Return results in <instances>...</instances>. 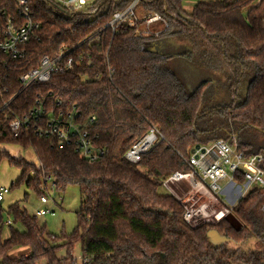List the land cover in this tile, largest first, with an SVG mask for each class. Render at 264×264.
Here are the masks:
<instances>
[{
    "label": "trees",
    "instance_id": "trees-1",
    "mask_svg": "<svg viewBox=\"0 0 264 264\" xmlns=\"http://www.w3.org/2000/svg\"><path fill=\"white\" fill-rule=\"evenodd\" d=\"M184 1L146 4L163 14L181 15L160 38L186 45L173 54L154 52L160 39L141 37L128 26L115 32L104 28L114 9L90 15L70 12L53 0H28L31 17L39 24L28 53L0 65V78L8 94L15 95L13 109L28 112L44 96L54 111H74L104 154L91 161L74 143L41 137L33 126L15 136L7 110L0 111V165L7 160L21 169L15 184H26L39 195L48 181L58 192L74 184L82 196L77 226L61 235L49 232L14 202L7 212L23 229L11 225L5 238L0 202V264H264V187L252 189L234 206L240 230L225 219L192 224L183 216L182 201L161 191L174 172L190 169L188 160L197 145L235 136L241 150L264 156V146L254 150L242 136L247 126L264 133V0H198L190 13L183 10ZM128 2H114L115 9ZM3 11L21 16L16 0H0V21ZM62 46L84 59L72 70L19 91L20 75L43 57L56 56ZM175 55L214 71L216 82L204 80L188 92L177 73L164 66ZM222 90L228 91L227 102ZM56 98L62 105L52 104ZM215 114L224 118L221 126L198 128L203 117ZM93 116L96 120L90 123ZM151 127L164 139L138 163L129 162L125 153ZM6 145L32 149L37 162L12 155ZM209 229L226 234L231 242L215 246L207 237ZM250 237L258 239L259 249L244 247ZM78 242L80 261L72 254ZM16 247L29 252L15 258L11 251ZM60 247L67 249L64 257L57 254Z\"/></svg>",
    "mask_w": 264,
    "mask_h": 264
},
{
    "label": "built area",
    "instance_id": "built-area-1",
    "mask_svg": "<svg viewBox=\"0 0 264 264\" xmlns=\"http://www.w3.org/2000/svg\"><path fill=\"white\" fill-rule=\"evenodd\" d=\"M16 1L21 16L7 15L3 11L0 21V65L2 66L8 61L18 60L27 55V47L33 32L39 27V24L31 17L28 0ZM53 1L70 12H84L90 15L98 11L108 12L114 9L104 28H110L115 32L125 25L132 28L137 35L153 41L160 39L177 22L178 17H181L179 12L163 14L146 7V4L154 0H129L126 7L118 9H115L114 2H120V0ZM71 50L72 48L62 46L56 56L43 57L36 67L20 75L19 91L34 82H47L54 74L74 69L76 62L82 61L85 55L80 54L76 58L70 55ZM8 93L9 87L0 78V111L7 110L8 126L15 136H19L25 128L33 126L36 134L41 137L55 136L60 144L74 143L76 151L91 161L99 159L104 154V150L96 146L95 140L90 136V131L79 123L74 111H54L50 108L46 97L38 96L34 108L18 114L12 105L15 95ZM62 103L60 98H56L52 104L57 107ZM95 120L96 117L93 116L90 123H94ZM163 139L164 135L159 129L151 127L139 141L127 150L124 157L131 163H138L143 154ZM197 146L188 160L190 169L174 172L165 183L180 182L189 188L184 199H180L185 207L183 214L185 220L195 224L194 213L197 210L204 211V206L196 208L192 205V201L203 198L216 201V203L207 204V208H211L210 213L214 215L216 221H221L233 212L235 206L231 207L226 204L223 198L226 190L238 195L237 189L241 187H244L243 193L247 194L256 187H264V156L261 153H248L241 150L235 136L231 139H215ZM240 179L243 182H240ZM222 181H227L225 187L221 185ZM9 191L10 188H0V202L4 200L5 194ZM243 193L237 196L238 200L244 196ZM41 201L48 203V196L42 195ZM216 206L221 208L216 210ZM37 213L38 215L53 214V210L43 209ZM8 224L12 225V222L9 221Z\"/></svg>",
    "mask_w": 264,
    "mask_h": 264
},
{
    "label": "rangeland",
    "instance_id": "rangeland-1",
    "mask_svg": "<svg viewBox=\"0 0 264 264\" xmlns=\"http://www.w3.org/2000/svg\"><path fill=\"white\" fill-rule=\"evenodd\" d=\"M197 2L198 0H185L183 2V10L186 13H190ZM157 48L159 51L165 53L178 54L185 50L186 45L181 42L173 43L169 40H166L165 38H162L159 40ZM164 66L171 68L177 73L188 92H193L204 80L218 78V75H216L214 71L198 65L195 62V59L189 60L181 55H175L168 58L164 63ZM214 82H216L215 79ZM219 94L220 96H223V99H225L226 102L228 101L227 90H222L219 92ZM222 122H224V118L217 114L203 117L198 123V128L201 130H208L213 127H217L218 125L221 126ZM242 136L244 140H250L253 143L252 147L254 150L260 146H264V133L258 132L252 127H245L242 131ZM4 148L9 150L12 155H15L16 157L23 156L27 160L33 162L36 159L32 149L24 150L17 145H6ZM20 174L21 169L11 166L7 160L1 163L0 188H10L9 193L5 194L4 200L1 202V205L4 209L3 216L5 218L3 236L6 238L9 235V227L11 226L8 224L9 221L12 222L14 227L23 229V226L20 223H15L14 218L7 212L8 206L14 202H18L20 206L25 208L30 215L36 216L38 223L40 225H45L49 232L56 235L71 233L77 226L78 211L82 205V196L79 191V187L77 185L71 184L64 192H58L52 185L53 182L48 181V183L43 186V194L48 196L49 202L43 203L40 197L43 194L39 195L34 189L28 187L26 184H15L19 179ZM221 185L225 187V185H227V181H222ZM188 190L189 188L180 182H168L161 187L162 192L175 194V196H177L179 199H184V196H186ZM237 190L238 195L232 193L229 190H226L223 194L226 204L231 207L236 205L238 202L237 196H240L243 193L244 187L238 188ZM246 194V192L243 193L244 196ZM209 203H216V201L212 199L204 200L203 198L192 201V205L196 208L204 206V211H195L193 216V221L195 224L218 222L216 221L214 215L210 213V211L212 212L211 208H207V204ZM220 208V206H216V210ZM43 209H51L53 210V214L50 213L47 215H38L37 212ZM206 211H208V213ZM231 213L234 214L233 212ZM256 240V237H250L249 240L244 244V247H258ZM28 252L29 248L26 249L24 247H16L11 251V256L16 258L21 254H27ZM57 254L59 257H64L67 254V249L65 247H60L57 250ZM72 254L78 261L82 259V245L80 242L74 245Z\"/></svg>",
    "mask_w": 264,
    "mask_h": 264
},
{
    "label": "water",
    "instance_id": "water-1",
    "mask_svg": "<svg viewBox=\"0 0 264 264\" xmlns=\"http://www.w3.org/2000/svg\"><path fill=\"white\" fill-rule=\"evenodd\" d=\"M170 42L175 43L176 41L173 39H169ZM159 42V41H158ZM158 42H155L153 45V51L155 52L158 45ZM215 79V78H214ZM212 79V80H214ZM262 131V130H260ZM199 147V146H197ZM196 147V148H197ZM195 149L192 150V152H194ZM225 220L236 230H240L242 228V223L240 222V220L232 213H230L229 215H227L225 217ZM207 237L208 239L215 245V246H221L225 243H228L231 241V238H229L226 234H221L218 230L216 229H209L207 231Z\"/></svg>",
    "mask_w": 264,
    "mask_h": 264
},
{
    "label": "flooded vegetation",
    "instance_id": "flooded-vegetation-1",
    "mask_svg": "<svg viewBox=\"0 0 264 264\" xmlns=\"http://www.w3.org/2000/svg\"><path fill=\"white\" fill-rule=\"evenodd\" d=\"M241 222V221H240ZM257 239V238H256ZM231 242V241H230ZM256 242H257V244H258V239L256 240ZM250 248V247H249ZM250 249H259V245H258V247H251Z\"/></svg>",
    "mask_w": 264,
    "mask_h": 264
},
{
    "label": "crops",
    "instance_id": "crops-1",
    "mask_svg": "<svg viewBox=\"0 0 264 264\" xmlns=\"http://www.w3.org/2000/svg\"><path fill=\"white\" fill-rule=\"evenodd\" d=\"M14 156H15V155H14ZM34 161H35V162H37V160H36V159H35ZM9 226H10V225H9Z\"/></svg>",
    "mask_w": 264,
    "mask_h": 264
}]
</instances>
